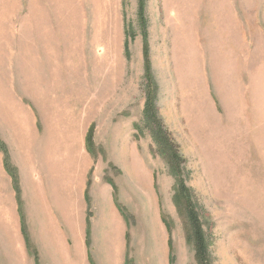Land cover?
<instances>
[{"label": "rangeland", "instance_id": "obj_1", "mask_svg": "<svg viewBox=\"0 0 264 264\" xmlns=\"http://www.w3.org/2000/svg\"><path fill=\"white\" fill-rule=\"evenodd\" d=\"M145 19L146 39L138 0H0V264H54L35 248L28 209L30 189L55 185L54 173L86 175L96 264L108 233L118 237L97 215L106 187L128 221L126 264H264V0H146ZM145 52L204 262L143 122Z\"/></svg>", "mask_w": 264, "mask_h": 264}, {"label": "crops", "instance_id": "obj_2", "mask_svg": "<svg viewBox=\"0 0 264 264\" xmlns=\"http://www.w3.org/2000/svg\"><path fill=\"white\" fill-rule=\"evenodd\" d=\"M2 165L4 168L3 173L7 174L4 161H2ZM77 177L78 174L73 177L74 181H69V177H57L54 173V176L49 180L52 181L56 178L55 185L49 184V181L43 178V185H33L34 188L29 191V218L31 222L34 221L37 224V226L34 225L35 232H37V236L34 232V239L37 242L35 248L50 249L53 254L51 261L54 259V264L59 263L57 258L62 254L66 259L60 264H96L95 258L93 259V248L90 242L87 241V230L85 229L87 223L86 175L80 178ZM95 200L98 201L102 209L97 215L103 218L105 223H109L108 221L114 223L112 231L118 232L117 244L114 243L115 237L112 234L108 233L107 235L109 242L113 240V246L112 248L105 246L108 249L105 253V259L108 262L104 260V264H116L117 261L119 264H126L129 255L127 240L129 225L127 218L122 209L115 205L110 187L103 188V192L96 196ZM109 204L111 205L110 211ZM18 211L20 213V209ZM16 213L19 219L17 210ZM95 230L96 227L93 232ZM21 233L23 235V232ZM27 238L28 247L31 248L30 240L32 239L28 234ZM69 241L72 246L69 245ZM33 250H29V254L32 255ZM57 254L59 255L56 257ZM42 257L46 258L45 253ZM29 264H36L32 257L29 259Z\"/></svg>", "mask_w": 264, "mask_h": 264}, {"label": "trees", "instance_id": "obj_3", "mask_svg": "<svg viewBox=\"0 0 264 264\" xmlns=\"http://www.w3.org/2000/svg\"><path fill=\"white\" fill-rule=\"evenodd\" d=\"M145 3L146 0H138V19L140 27L142 29V35L144 39L147 38V28L145 19ZM128 37L132 34L129 29L126 30ZM145 46L146 41H145ZM125 51L129 54V42L125 41ZM145 65V105L143 109V122L147 128H149L152 138L158 148V153L163 157L171 171L176 177V188L174 194V203L180 209H183V213H186L189 221V227L187 229V241L195 248V256L198 260L204 262V256L208 254V243L205 237L204 229L195 211V206L192 201V193L186 186L185 182L181 179V164L182 156L180 153L179 145L173 140L168 130L164 127L161 119L158 117L156 102L159 94V86L155 80V77L151 73L150 62L148 55H146ZM88 141H91L89 137ZM7 162L8 158L6 157ZM202 263V262H200Z\"/></svg>", "mask_w": 264, "mask_h": 264}]
</instances>
